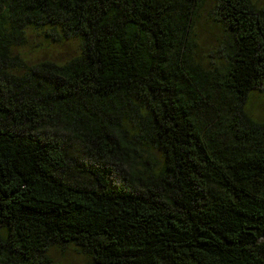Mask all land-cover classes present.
I'll return each mask as SVG.
<instances>
[{"label": "trees", "instance_id": "1", "mask_svg": "<svg viewBox=\"0 0 264 264\" xmlns=\"http://www.w3.org/2000/svg\"><path fill=\"white\" fill-rule=\"evenodd\" d=\"M204 1L0 0V264H264V7L216 0L211 50ZM30 29L79 52L29 64Z\"/></svg>", "mask_w": 264, "mask_h": 264}, {"label": "rangeland", "instance_id": "2", "mask_svg": "<svg viewBox=\"0 0 264 264\" xmlns=\"http://www.w3.org/2000/svg\"><path fill=\"white\" fill-rule=\"evenodd\" d=\"M264 7V0H257ZM214 16L219 18L218 5L216 0H205L200 8L199 17L195 24L198 37L197 43L200 46L209 47L216 50L219 46L216 37L222 35L220 21L214 20ZM79 52V41L76 38L67 39L60 42L47 37L44 32L33 29L29 30L27 43L16 48V53H20L27 59L29 64H34L47 58L55 60H67ZM249 111L254 118H264V89L256 91L250 96L248 101ZM69 159L76 171L74 177H68L70 181L85 179V170L81 162H87L86 153L80 144L73 145L74 141L68 140ZM79 169V170H78ZM53 264H85L87 259L79 254L72 245H53L50 252Z\"/></svg>", "mask_w": 264, "mask_h": 264}]
</instances>
